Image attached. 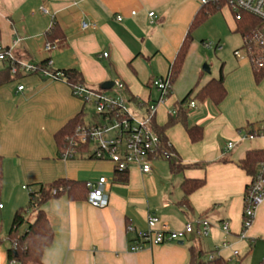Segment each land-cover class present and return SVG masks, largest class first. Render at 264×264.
Listing matches in <instances>:
<instances>
[{
    "label": "crops",
    "instance_id": "crops-1",
    "mask_svg": "<svg viewBox=\"0 0 264 264\" xmlns=\"http://www.w3.org/2000/svg\"><path fill=\"white\" fill-rule=\"evenodd\" d=\"M201 7L202 0H0L1 49L10 51L17 63L41 65L50 60L52 71L77 69L84 85L92 89L119 80L125 84L127 96L155 102L160 94L153 82L171 71ZM217 17L237 33L230 7L205 23ZM83 23L88 28L83 29ZM202 26L192 33L173 91L158 105L154 120L164 126L170 117H177L180 102L195 89L182 106L186 114L166 130L180 163L192 165L178 173L160 159L151 163L149 174L137 168L116 173L110 162L86 155L61 159L55 134L84 114L85 104L73 96L64 80L14 75L9 61L0 60V156L5 182L15 181L27 191L24 187L48 185L60 178L88 182L104 176L109 180L106 208L70 201L66 196L44 204L55 232L44 253V264H189L192 246L205 253V261L213 256L224 264H264V203L244 233V198L252 179L239 166L249 150L264 149V79L256 83L250 60L235 55L230 71H225L223 63L219 69L208 65L210 73L205 72L203 66L212 58L204 50L222 47L199 43L195 34ZM55 28L63 36L50 41L47 36ZM47 43L54 49L46 51ZM221 72L225 100L220 105L194 100ZM192 101L193 108L189 106ZM184 120L203 128L202 140H190ZM229 142L235 146L227 151ZM185 180L204 181L189 196L188 205L182 204ZM28 214L33 220L35 215ZM149 215L158 217V230L179 231L188 222L207 220L210 232L203 238L192 235L183 245L176 242L133 252L138 234L149 230ZM224 223L228 233L222 229ZM129 226L133 232L127 230Z\"/></svg>",
    "mask_w": 264,
    "mask_h": 264
},
{
    "label": "built area",
    "instance_id": "built-area-1",
    "mask_svg": "<svg viewBox=\"0 0 264 264\" xmlns=\"http://www.w3.org/2000/svg\"><path fill=\"white\" fill-rule=\"evenodd\" d=\"M207 0H202V4ZM234 20L242 21L243 13H248L259 20V24L243 36L244 53L237 50L234 55L237 58L246 57L250 60L253 69L260 71L264 68V0H229ZM43 12L47 13L45 9ZM133 15L135 12L132 13ZM150 17L154 13L149 14ZM121 20V17H118ZM82 28H88L86 23ZM208 44L207 47H210ZM221 49V47H218ZM51 51L54 46L47 43L44 47ZM107 53L102 57L106 58ZM0 60H7L10 63L12 74H38L44 79L64 80L62 72L52 71L49 60L45 68L29 63H17L10 51H1ZM71 87V86H70ZM160 97L155 102H141L126 95V86L117 80L113 87L107 91L92 89L84 84H77L71 87L72 94L81 100L85 105L95 107L94 121L79 124L73 136L66 137L67 146L61 153V159L72 160L81 155L90 159L110 162L116 173H126L132 168L139 169L143 174L151 172V163L155 160H169L174 156L171 151V144L165 145L154 128V120L158 105L164 103L173 91V78L171 71L153 82ZM23 89V86L18 88ZM190 107H195L192 101ZM264 134V132H263ZM254 134L249 135L252 139ZM235 144L229 142L226 150L233 149ZM89 189L87 203L92 207L103 209L109 205V180L102 176L97 181H88ZM24 189L29 190L28 187ZM56 191H54L55 193ZM264 203V165L259 169L258 174L252 178L244 198L243 232L251 228L258 209ZM3 205L0 203V209ZM159 222L158 217L149 215L147 224L149 230L146 233H139L131 250L138 252L145 247H153L185 241L190 236L197 238L207 237L210 232V223L207 220L188 222L182 230L169 231L156 229ZM225 233L229 232L227 223L222 227ZM129 232L134 229L129 226ZM14 248V246H12ZM235 251L234 255L237 256ZM209 261L215 257L209 256ZM15 262L9 263L14 264Z\"/></svg>",
    "mask_w": 264,
    "mask_h": 264
},
{
    "label": "trees",
    "instance_id": "trees-1",
    "mask_svg": "<svg viewBox=\"0 0 264 264\" xmlns=\"http://www.w3.org/2000/svg\"><path fill=\"white\" fill-rule=\"evenodd\" d=\"M229 6V0H207V3L202 4L200 10L196 13L192 20L188 34L183 41L174 62L171 65L172 78L175 80L180 74L185 59L187 57L190 44L192 42V33L202 26L210 16L216 14L224 7ZM236 32L243 36L246 35L252 28L259 24V20L254 16L243 13L242 21L236 22ZM54 31L48 34V39L54 40L63 36L61 31ZM1 39V34H0ZM0 51L1 43H0ZM47 62L43 63L40 68H45ZM64 75V81L71 87L77 84H84L82 74L77 69H66L61 71ZM254 79L256 83H260L264 79V68L260 71L253 69ZM195 89H192L187 96L180 102L177 117H170L168 123L164 126H158L154 123L156 132L161 137L163 143L167 145L168 139L166 137V130L175 124L182 115L186 114L183 105L190 100L191 95ZM227 97V91L224 86V76L221 72L218 78L211 79L205 84L194 96V100L199 102L210 101L215 105H220ZM84 114L77 115L74 119L68 122L61 130L55 134V142L60 153L64 152L67 146L68 136H73L76 127L83 123ZM185 121L188 136L193 143L199 142L203 137V128L197 125L190 126ZM251 134H254L251 132ZM174 156L167 160L170 169L173 173L182 172L192 165H182L179 157L175 155L174 150L171 148ZM264 165V149L249 150L244 159L239 163V166L246 172L248 176L254 178L260 167ZM4 171H3V158L0 156V190L3 185ZM122 182L125 180L121 179ZM204 181L201 180H185L182 183V190L184 193L182 204L188 205L189 196L201 188ZM29 188V201L26 208H18L13 216L11 227L8 231V239L12 246L7 250L6 258L7 263L15 262L17 264H44L43 257L47 248H49L54 240L55 232L51 220L47 213L43 210L44 204L50 200L66 196L70 201H86L89 193L87 182L79 180H71L60 178L48 185L35 184ZM54 191H56L54 193ZM28 212L35 215L33 220L27 218ZM190 262L189 264H224L221 260L205 261L203 259L205 253L198 247L192 246L189 250Z\"/></svg>",
    "mask_w": 264,
    "mask_h": 264
},
{
    "label": "rangeland",
    "instance_id": "rangeland-1",
    "mask_svg": "<svg viewBox=\"0 0 264 264\" xmlns=\"http://www.w3.org/2000/svg\"><path fill=\"white\" fill-rule=\"evenodd\" d=\"M195 37L200 44L203 41L222 47L221 50H207L204 48V52L209 53L212 58L207 65H211L215 69H219L224 63L225 71H230L236 61L234 50L238 48L242 54L244 53L242 37L226 28L224 22L218 17L212 18V20L205 23L196 32ZM95 113L96 111L93 105H85L84 117L86 122L94 121ZM163 161L166 162V160ZM28 195L29 190L23 191L21 186L17 187L15 181L5 182V178L3 179V185L0 190V203L4 206V209L0 212V264H9L6 260V253L12 247V244L8 239V231L12 224L14 211L20 207H27Z\"/></svg>",
    "mask_w": 264,
    "mask_h": 264
},
{
    "label": "water",
    "instance_id": "water-1",
    "mask_svg": "<svg viewBox=\"0 0 264 264\" xmlns=\"http://www.w3.org/2000/svg\"><path fill=\"white\" fill-rule=\"evenodd\" d=\"M203 70H204L205 72H207V73H210V67H209L207 64H205V65L203 66ZM113 85H114V82H105V83H103V84L101 85V89H102V90H110V89L113 87ZM178 244L183 245L184 242H183V241H179Z\"/></svg>",
    "mask_w": 264,
    "mask_h": 264
}]
</instances>
